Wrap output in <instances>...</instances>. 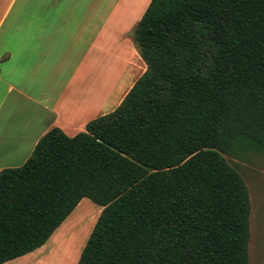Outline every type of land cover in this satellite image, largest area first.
<instances>
[{
    "label": "trees",
    "instance_id": "1",
    "mask_svg": "<svg viewBox=\"0 0 264 264\" xmlns=\"http://www.w3.org/2000/svg\"><path fill=\"white\" fill-rule=\"evenodd\" d=\"M147 64L112 111L42 135L0 171V264L102 206L77 264H250V190L225 154L264 152V0H151Z\"/></svg>",
    "mask_w": 264,
    "mask_h": 264
},
{
    "label": "crops",
    "instance_id": "2",
    "mask_svg": "<svg viewBox=\"0 0 264 264\" xmlns=\"http://www.w3.org/2000/svg\"><path fill=\"white\" fill-rule=\"evenodd\" d=\"M150 1L0 0V171L23 164L52 127L75 135L121 103L147 68L131 32ZM61 232L50 262L72 264L81 235Z\"/></svg>",
    "mask_w": 264,
    "mask_h": 264
},
{
    "label": "rangeland",
    "instance_id": "3",
    "mask_svg": "<svg viewBox=\"0 0 264 264\" xmlns=\"http://www.w3.org/2000/svg\"><path fill=\"white\" fill-rule=\"evenodd\" d=\"M225 157L238 167L250 190V264H264V152H250L244 157H235L225 154ZM89 204L94 205L90 207ZM86 210H90V216H96L95 221L89 223L88 225H86L88 221L86 218L87 216H83ZM101 210L102 206L85 197L61 223L62 232L60 229L58 230V228L55 230L61 232L60 236L64 235L65 240L67 241H73L74 237L77 238L81 235L78 244V253L75 256L72 264H77L81 251L86 244V241L97 221ZM56 243L57 242L52 241V239L49 238L45 243V247H39L38 249L27 254L22 259H19V261L14 264H48L52 257L50 260L43 258L48 257L50 253L55 250ZM49 264H52V261Z\"/></svg>",
    "mask_w": 264,
    "mask_h": 264
},
{
    "label": "bare ground",
    "instance_id": "4",
    "mask_svg": "<svg viewBox=\"0 0 264 264\" xmlns=\"http://www.w3.org/2000/svg\"><path fill=\"white\" fill-rule=\"evenodd\" d=\"M43 259H47V260L49 259V260H50V259H51V256L49 255L48 257L43 258ZM47 262H48V261H47ZM45 263H46V262H45Z\"/></svg>",
    "mask_w": 264,
    "mask_h": 264
}]
</instances>
